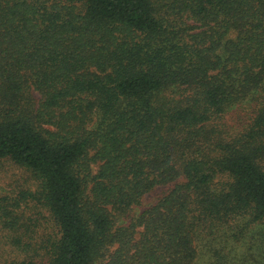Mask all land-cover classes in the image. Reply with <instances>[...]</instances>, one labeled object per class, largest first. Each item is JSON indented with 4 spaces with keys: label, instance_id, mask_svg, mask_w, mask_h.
<instances>
[{
    "label": "trees",
    "instance_id": "trees-1",
    "mask_svg": "<svg viewBox=\"0 0 264 264\" xmlns=\"http://www.w3.org/2000/svg\"><path fill=\"white\" fill-rule=\"evenodd\" d=\"M5 164L0 264H264V0H0Z\"/></svg>",
    "mask_w": 264,
    "mask_h": 264
},
{
    "label": "rangeland",
    "instance_id": "rangeland-1",
    "mask_svg": "<svg viewBox=\"0 0 264 264\" xmlns=\"http://www.w3.org/2000/svg\"><path fill=\"white\" fill-rule=\"evenodd\" d=\"M249 105L247 103H244L243 105H241V115H243L244 113H248L249 112ZM6 165V172L2 174V180L0 181V192H9L11 190H13L15 187L18 186H24L27 182V178L28 175L24 174L23 172H21L17 167L12 166L10 164H5ZM4 189V190H2ZM159 190H155L152 193H149L147 195H145L142 203L140 206H138L136 209L139 211L140 209H142L145 204H147L148 202L152 201L155 196L158 194Z\"/></svg>",
    "mask_w": 264,
    "mask_h": 264
}]
</instances>
